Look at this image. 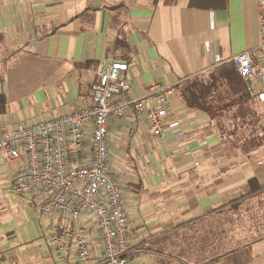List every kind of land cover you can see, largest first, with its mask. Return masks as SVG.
<instances>
[{"label":"crops","instance_id":"crops-1","mask_svg":"<svg viewBox=\"0 0 264 264\" xmlns=\"http://www.w3.org/2000/svg\"><path fill=\"white\" fill-rule=\"evenodd\" d=\"M190 2L0 0V140L17 120L90 106L101 62H125V95L171 92L161 133L142 114L110 120L108 147L122 183L115 180L134 229L127 264H264V145H227L210 114L187 105L177 90L219 77L212 94L225 96L216 104L245 91L264 136V101L251 98L232 64L263 41L259 0H227L218 11ZM76 159L85 160L86 151ZM13 172L0 164L1 185ZM252 179L260 189L245 195ZM17 200L34 217L0 215V264H55L47 227L58 219L40 217L28 196Z\"/></svg>","mask_w":264,"mask_h":264},{"label":"built area","instance_id":"built-area-1","mask_svg":"<svg viewBox=\"0 0 264 264\" xmlns=\"http://www.w3.org/2000/svg\"><path fill=\"white\" fill-rule=\"evenodd\" d=\"M259 23L262 43L235 55L232 64L249 85L251 98L264 101V0H259ZM127 70L122 61L101 62L90 106L22 123L0 140L5 162L18 164L10 179L12 194L35 200L40 217L58 219L47 227L55 264L130 261L126 199L109 166L110 120L142 114L161 133L160 118L171 104V92L125 95L131 90L124 77ZM84 151L86 159L78 161Z\"/></svg>","mask_w":264,"mask_h":264},{"label":"trees","instance_id":"trees-1","mask_svg":"<svg viewBox=\"0 0 264 264\" xmlns=\"http://www.w3.org/2000/svg\"><path fill=\"white\" fill-rule=\"evenodd\" d=\"M226 3L227 0H191L190 5L197 9L218 11L225 9ZM223 76H226V74ZM218 81L219 77H215L211 83L205 85L202 81L195 80L179 87L177 90H179L180 97L187 105L210 114L212 119L216 121L217 129L225 138L227 145L239 146L241 144L246 149L264 145V136H261V138L258 136V131H261L262 127L251 106H249V95L244 91L239 94L238 99L231 100L230 103L216 104V102H221L225 96L222 92L216 95L212 94ZM213 96H216L214 99H218L214 100V103L209 100ZM244 131L245 133L248 132V135H236L238 132ZM259 189V185L255 184L254 179H252L248 182V192L245 195L254 193ZM235 207L239 208L240 204L237 203Z\"/></svg>","mask_w":264,"mask_h":264},{"label":"rangeland","instance_id":"rangeland-1","mask_svg":"<svg viewBox=\"0 0 264 264\" xmlns=\"http://www.w3.org/2000/svg\"><path fill=\"white\" fill-rule=\"evenodd\" d=\"M258 61V60H257ZM9 109V108H8ZM19 120H17V122L13 125V129L12 131L20 124H22L23 122H20ZM4 122H1L0 124H3ZM3 127L2 125H0V135L3 134ZM11 133V132H10ZM110 153V151H109ZM2 155V152L0 151V156ZM109 166H110V172L113 175V177L118 180V182L120 181V183H122V179L120 177L119 171L118 169L115 167L113 161H112V153L110 154L109 157ZM2 164L3 167V171L5 170V173H11L13 172L14 168L17 167L16 164H9L7 162L4 163H0ZM2 180H0V206L2 207L0 215H3V219H7V220H14V219H22L25 214L28 215L29 219L32 220V218L34 217V209L33 210H25L23 204L21 203V205L18 204V200L17 198L19 197V199L21 200V196H16L13 195L12 192L10 191V183L8 181H6L5 183L8 185H1ZM4 182V181H3ZM122 185V184H121ZM24 201V200H22ZM17 221V220H16ZM16 221L14 223H16ZM20 224V221L19 223ZM130 236L132 237V235L134 234V229L130 227L129 230Z\"/></svg>","mask_w":264,"mask_h":264}]
</instances>
